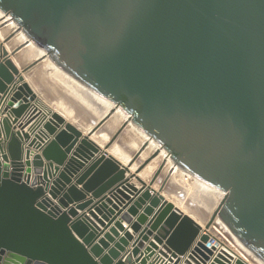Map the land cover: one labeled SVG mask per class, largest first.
Instances as JSON below:
<instances>
[{"label":"water","instance_id":"water-1","mask_svg":"<svg viewBox=\"0 0 264 264\" xmlns=\"http://www.w3.org/2000/svg\"><path fill=\"white\" fill-rule=\"evenodd\" d=\"M7 24L3 41L22 43L0 44V264H247L210 233L216 217L264 264V0H0ZM30 44L43 52L18 68ZM45 58L113 103L85 133L26 80ZM117 109L127 118L97 143ZM129 123L148 138L124 163L109 148ZM161 150L171 166L144 181ZM175 168L224 192L204 224L162 194ZM153 233L161 248L145 246Z\"/></svg>","mask_w":264,"mask_h":264},{"label":"bare ground","instance_id":"bare-ground-1","mask_svg":"<svg viewBox=\"0 0 264 264\" xmlns=\"http://www.w3.org/2000/svg\"><path fill=\"white\" fill-rule=\"evenodd\" d=\"M11 26V24H10ZM12 27V26H11ZM11 27H8V29ZM6 28V27H5ZM3 30V29H2ZM2 31L0 30V36L2 35ZM35 51V53L33 54L35 59L37 56H39L40 54H42V50L32 44L28 45L26 47V51L29 53L30 51ZM32 56V57H33ZM14 58V57H13ZM44 63L41 64L43 67V70L45 68H47L48 70H51L52 73H54L56 75V77L58 78V80L56 81L57 83H59V89L60 86L63 87V89L65 90L64 92L68 93V94H75V95H79L78 100L76 101V103L74 102V100H72L71 96L70 99L63 100L62 105H64V110H62V114L65 116L66 119L68 120H73L76 124H78V126H83L85 127V132H86V128L91 126L93 123L97 122L100 117L113 106V103L108 101L107 99L99 96L98 94L94 93L93 91L89 90L88 88H86L84 85H82L80 82H78L77 80H75L73 77H71L69 74H67L64 70H62L60 67H58L56 64H54L51 60H49L48 58H45ZM47 63V64H46ZM46 64V65H45ZM40 69V68H39ZM45 71V70H44ZM47 71V70H46ZM38 76H35L36 72L31 70V72L27 73V76L29 78V81L34 82L35 84H37V82L40 83H45V80L43 78V74L41 72H37ZM27 78V80H28ZM56 78V79H57ZM65 96V95H64ZM82 98V99H81ZM78 102V103H77ZM90 102V107H91V111L86 112L85 110V104L88 105L87 103ZM77 105V106H76ZM59 106V105H58ZM78 106L80 107V109L78 108ZM45 107V106H42ZM63 107V106H62ZM101 108V109H100ZM85 109V110H84ZM98 109L99 111V115L96 116L97 118L95 119V121L93 123H91L92 120H90V123L88 122L87 124H84V120H86V113H91L90 115H88V117H91L92 114L94 115L95 110ZM97 112V111H96ZM97 112V113H98ZM128 114L125 113L124 111L117 109L116 112L112 115V117H110V119L108 121H106L105 125L106 126L104 129H101L99 132H96L92 135V138L98 142V143H105L107 142V140L109 139V135L107 132H105V129H108L110 126L108 124L113 125V123L115 121H120L123 122L126 118H127ZM92 119V118H91ZM77 121V122H76ZM84 124V125H83ZM129 127V129L133 128L134 132L137 133V136L141 137L140 139V144L146 139L148 138V135L140 130H138L136 127H134L132 124L129 123V125H127ZM126 129V128H125ZM133 131V130H132ZM134 140H132V138L130 137H124L121 140V145H114L113 147L109 148L110 153L113 154L116 158H118L119 160H121L122 162L126 163L130 156L131 153H128V151L126 150V148L129 146L128 142H133ZM135 142V141H134ZM138 143V142H137ZM102 144V145H103ZM134 144V143H133ZM135 146V144H134ZM139 146V145H137ZM137 146L135 148H137ZM150 146V150L149 152H153L157 147L158 144H156V142L152 141L149 139V145ZM138 149V148H137ZM146 149L142 152L141 155H143V158H146V153H149ZM142 158V159H143ZM166 159L165 157V151L161 150L160 154L154 158L148 165L146 168H144L141 172L142 175L146 176L148 179L150 178V176L155 172V170L157 169V167H155L158 162L159 164L161 163V161L163 159ZM154 160H157V164H151ZM155 162V161H154ZM172 162L167 158L166 159V164L164 166V170H168V168L171 166ZM136 165V163H134L132 165V167H134ZM155 168V169H154ZM150 170V172H149ZM133 171V170H132ZM174 171L177 173V175L180 178H184L191 186L196 188V193L202 197V198H206L209 202L213 203V207L212 210L209 214L208 217H210V215L212 214L214 208L216 207V205L218 204V202L220 201V199L222 198V195L224 194V192L222 190H220L219 188L214 187L213 185L192 176L191 174H189L188 172L181 170L179 168H175ZM172 174V173H171ZM169 180V179H168ZM157 185V184H156ZM173 191V190H172ZM165 195H167L169 198L173 199V197H176L175 193L168 191V186L165 190ZM172 193V194H171ZM177 200V198H176ZM195 202V201H194ZM178 203V202H177ZM196 205H194V210L195 212H197L198 214H203L205 215V212H207L200 204L197 205V202H195ZM179 204V203H178ZM192 204V203H191ZM180 205V204H179ZM192 206V205H191ZM197 209H196V208ZM182 208V207H181ZM185 212L189 213L191 216L193 215L189 210L185 209L184 207L182 208ZM203 216V215H202ZM193 217V216H192ZM194 218V217H193ZM208 219V218H207ZM217 219V217L215 218V220ZM224 225L221 224L220 226V230H222L224 233H226L230 238L231 241H233L235 244H238L239 247L243 248V244L242 242L237 238V236L232 232V230L227 226V224L223 221ZM215 229L216 224L214 225ZM220 239V238H219ZM221 241V240H220ZM225 244V243H224ZM226 245V244H225ZM244 250V249H243Z\"/></svg>","mask_w":264,"mask_h":264},{"label":"rangeland","instance_id":"rangeland-1","mask_svg":"<svg viewBox=\"0 0 264 264\" xmlns=\"http://www.w3.org/2000/svg\"><path fill=\"white\" fill-rule=\"evenodd\" d=\"M30 51V50H29ZM35 53V51H30L28 54H30V58H34V56H33V54ZM33 56V57H32ZM44 63V61H41L40 63H38L36 66H34L31 70H33V71H35L36 73L37 72H41V73H44L43 74V78L44 79H46L45 80V83H46V85L47 86H49L48 85V83L49 82H51V86H49V87H51L52 89L49 91V89L47 88V90H44V92L41 90V89H39V88H37V87H35V86H33V88H34V90L36 91V93H37V95H38V99L40 100V103H42V105L44 104L45 105V107H50V108H55L56 110H58V111H60V112H62V110H64V105H62L63 103H65V102H63V100H66L67 101V99H70V97L71 96H74V97H72V100H74V102L76 103V101L78 100V98L77 97H79V95H75V94H72V93H74V92H72L71 94H68V93H66V92H64L65 90L63 89V87H61L60 86V90H59V83H56V81L58 80V78L56 77V75L54 74V73H52L51 72V70H48L47 68H45L44 70H43V67H42V65L41 64H43ZM47 64V63H46ZM45 64V65H46ZM40 68V69H39ZM31 70L29 71V72H31ZM47 70V71H46ZM27 78H28V76H27ZM57 78V79H56ZM29 79V78H28ZM50 84V83H49ZM55 84V87H57V88H55V87H53L52 85H54ZM45 85V86H46ZM53 88H55L54 90H53ZM65 95V96H64ZM82 99V98H81ZM78 103V102H77ZM88 105H86L85 104V111L86 112H89V111H91V107H90V102H88L87 103ZM90 104V105H89ZM59 105V106H58ZM63 106V107H62ZM77 106V105H76ZM78 108L80 109V107L78 106ZM101 109V108H100ZM99 111L98 109H96L95 110V113H94V115L92 114V116L91 117H88V115H90L91 113H86L85 115V117H86V120H84V124H87L88 122L90 123V120H92L91 121V123H93L94 121H95V119L97 118L96 116H98L99 115V112L97 113V112ZM92 112V111H91ZM92 118V119H91ZM77 122V121H76ZM90 123V124H91ZM122 122H121V120L120 121H115L114 123H113V125L111 126V127H109V130L110 131H112V132H114L118 127H119V125L121 124ZM83 124V125H84ZM133 130V131H132ZM130 137V138H132V140H134L133 142H128V147L126 148V150L128 151V153H133V152H135L136 150H137V148L140 146V139H141V137H139V136H137V133H135L134 132V129L133 128H131V129H129V127L127 126L126 127V129H124L123 131H122V133H121V135H120V141L122 140V138H124V137ZM138 142V143H137ZM122 143V142H121ZM135 144V146H134V144ZM137 145H139V146H137ZM137 146V148H135ZM146 150L149 152V150H150V146H148L147 148H146ZM151 154V152H149V153H146V156L145 157H147L148 155H150ZM144 156L143 155H141V158H143ZM144 159V158H143ZM155 161V162H154ZM151 164H157V160H154ZM159 165V162H158V164L155 166V167H157ZM155 169V168H154ZM169 169V168H168ZM164 171L165 172H167L168 170L166 169V170H164V168H163V170H162V172H161V174H160V178L161 179H163L164 178ZM149 172H150V170H149ZM173 190V191H172ZM168 191H170V192H173V193H175V195H176V197H173V199L175 200V201H177L176 200V198L178 199V200H180L181 201V199L183 200V202H185V204H187L186 206L188 207V209H190V210H194V205H196V203L195 202H197V205L198 204H200L207 212H205V215H204V213L203 214H201L200 213V215H201V217H204V220H205V222L209 219V214H210V212H211V210H212V207H213V203L212 202H209L206 198H202V197H200L197 193H196V188L195 187H193V186H191L184 178H180L178 175H177V173L175 172V171H173L172 172V174H171V176L169 177V180H168ZM172 194V193H171ZM195 201V202H194ZM192 203V204H191ZM192 205V206H191ZM185 206V205H184ZM196 208V207H195ZM197 209V208H196ZM195 211V210H194ZM197 213V212H196ZM203 215V216H202ZM208 218V219H207ZM215 224H216V227H217V224H218V229L220 230V226L219 225H221V224H223L224 225V223H223V220L220 218V217H217V219L215 220ZM220 233L222 234V237H224V240L226 241V242H228L229 244H231L232 246H234L236 249H238V250H241L240 252H242L243 253V248H241V247H239V245L238 244H235L233 241H231L230 240V238L231 237H229L226 233H224L222 230H220ZM244 254H245V256H247V257H250L251 259H255L254 257L252 258L250 255H247L245 252H244Z\"/></svg>","mask_w":264,"mask_h":264},{"label":"crops","instance_id":"crops-1","mask_svg":"<svg viewBox=\"0 0 264 264\" xmlns=\"http://www.w3.org/2000/svg\"><path fill=\"white\" fill-rule=\"evenodd\" d=\"M11 26H12V25H11ZM11 26H10V24H7V25L3 26V27H2L3 30L1 29V31H2L3 33H2V35L0 36V44H3V46L6 48V50H7L8 52H10L13 48H15L16 46H18L19 44L22 43V36H21L20 34H17V35L14 36L13 38H11L8 42H4V41H3V38H4L6 35H8V34L12 31L13 27H11ZM5 27H6V28H5ZM8 27H11V29H10V28L8 29ZM16 54H17L16 57H14V58L11 57V58L13 59L14 63L16 64V66H17L18 68H21V67H23V66H26L27 64H29V62H31V60H34L33 58H30V54H28V52L26 51V47H23V48H21L20 50H18ZM35 76H38V73H36ZM25 77H26V80H27V74H25ZM27 81L32 85V87L35 86V87H37V88H39V89L42 88L41 90H42L43 92H44V90H47V88H48V89L50 88L49 91L52 89L51 87H49V86H51V82H49L50 84L48 83L49 86H47L46 84H44V83H40V82H37V84H35L34 82L29 81V79H28ZM56 83H57V82H56ZM11 85H12V83L8 84V85H7V88H9ZM45 85H46V86H45ZM52 86L55 87V84L52 85ZM46 87H47V88H46ZM55 88H57V87H55ZM55 88H53V90H54ZM59 90H60V89H59ZM41 104H42V103H41ZM43 106H45V105L43 104ZM39 107H40V106H39ZM47 107H48V106H47ZM2 108H3V104L0 106V118L3 117V116H6L5 114H2V113H1V109H2ZM48 108H50V107H48ZM41 109L43 110V112L46 113V110H45L44 108H41ZM52 109H55V108H52ZM24 118H25V117H21L19 120H22V121H23ZM19 120H18V122H19ZM69 121H70V120H69ZM71 122L75 123L73 120H71ZM31 124H32V123H30L28 126H30ZM15 125H17V123H16ZM15 125H14V126H15ZM108 125H109L110 127L112 126L111 124H108ZM28 126L25 128V130L28 128ZM79 126H80V125H79ZM80 129L85 133V127L80 126ZM16 130H17V127H16ZM97 143H98V142H97ZM99 144L102 145L103 143H99ZM25 146H26V145H24V149H25ZM109 150H110V149H109ZM32 151L37 152V150H35V149H32ZM109 152H110V151H109ZM87 165H88V164H87ZM136 166H137V165H135L134 167L131 166V167H130V172H126V173H125V175H126L127 178L130 177V175L134 172ZM84 167H86V165H85ZM82 170H83V169H81L80 171H78L77 173H75V174L72 176L71 182L68 183L67 186H68L69 184H74V185L76 186V188L81 189V187H82V182H78V181H77V177H78V175L82 172ZM132 170H133V171H132ZM166 173H167V172L164 171V175H166ZM138 175H139L144 181L148 182L149 179H148L146 176L142 175L141 172H139ZM161 178H162V177H161ZM129 182L132 183V184H134L136 188H139V187L141 186L140 183H138L134 177H130V178H129ZM153 187L157 189L158 184H157V185L154 184ZM83 192L87 193L86 191H83ZM107 193H108V191H107ZM107 193H105V195H107ZM87 194H88V193H87ZM162 194L164 195L165 198H167L168 200H171L172 202H174L175 205L179 206L180 208H181V207H182V208L184 207L185 209L189 210V211L193 214L192 216H193V217H194V218H195L200 224H204V223H205L204 217H201V215L198 214V213H196L194 210H190V209H188V207H187L188 205L185 204V202H183L182 199H181V201L178 200V199H177V201H175L174 199H171V198H169L167 195H165L164 192H163ZM45 196L48 197L49 199H51L53 203L59 205L57 199H52L51 196L49 195V193L46 192V193H45ZM107 196H109V195H107ZM130 196H132V195L130 194ZM88 197H89V195H87L86 198H88ZM94 200H97V198L94 199ZM77 202H78V201H77ZM77 202H76V203H77ZM177 202H178L180 205H179ZM73 205H74V203L70 204L69 206H73ZM148 205H149V201H148V200L144 201V202L142 203V205L140 206V208L138 209L137 214L141 213L142 210H143V208H144L145 206H148ZM184 205H185V206H184ZM186 205H187V206H186ZM126 209H127V207L124 208L122 212H126ZM156 209H157V207H154V208H153V211H155ZM88 210H89V208H86V209H77V212H78L79 214H81V213H86L88 216H90L89 213H88ZM136 216H137V215H136ZM136 216L132 217V221L135 220ZM150 217H151V215H148L147 220H148ZM115 221H119V222H121L122 226L124 227V230H127L130 234H133V237H135V236L137 235V233H134V231L131 229V227H129V224H127L125 221H123V220L120 219V215H118V216L116 217ZM143 226H145V223H144L141 227H143ZM112 227L114 228L113 223H111L107 228H105V229L103 228L102 230H104V231H103V233H101V234L99 235V238H102V236H103L104 233H109V229L112 228ZM99 228H102V227L100 226ZM102 230H101V231H102ZM124 230H123V231H124ZM122 233H123V232H118V234H119L118 237L121 236ZM201 233H203V231H201ZM210 233H211L212 235L216 236L217 238H220V240L226 244V248L228 249V250H227V249H226V250H227L228 252H230L231 254L234 253V254H233L234 258H236V256H239V257H240L242 260H244L247 264H260V262H258L257 259H254V260H253V259H251L250 257L245 256L244 251H243V253H242V252H240L241 250L236 249L234 246H232L231 244H229L228 242H226V241L224 240V237H222V234L220 233V230L218 229V224H217V228L215 229V227H213L212 230L210 231ZM110 234H111V233H110ZM153 236H154V233L149 237V240H148L147 242H145V246H147V244H148L149 241H152V242H154L159 248H161V245L157 244V243L152 239ZM118 237H116L114 240H117ZM196 240H197V239H196ZM131 243H132V241H129L128 246L126 247L125 250H129V249L131 248ZM187 253H188V252H187ZM187 253H185L184 255H180V258H181L180 263H181L182 260L186 257ZM121 254H124V252H121ZM235 255H236V256H235ZM152 259H153V257H151L150 261H151ZM150 261H149V262H150ZM210 262H212V256H211L209 259H207L206 261H204L203 264H210ZM232 263H233V262H232ZM232 263H231V264H232Z\"/></svg>","mask_w":264,"mask_h":264},{"label":"built area","instance_id":"built-area-1","mask_svg":"<svg viewBox=\"0 0 264 264\" xmlns=\"http://www.w3.org/2000/svg\"><path fill=\"white\" fill-rule=\"evenodd\" d=\"M208 246L210 247V245L208 244Z\"/></svg>","mask_w":264,"mask_h":264}]
</instances>
